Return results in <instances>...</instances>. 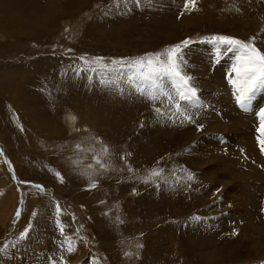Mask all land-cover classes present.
Instances as JSON below:
<instances>
[{"label": "rangeland", "instance_id": "obj_1", "mask_svg": "<svg viewBox=\"0 0 264 264\" xmlns=\"http://www.w3.org/2000/svg\"><path fill=\"white\" fill-rule=\"evenodd\" d=\"M216 36L264 53V0H0V264H264V88ZM175 45L190 121L91 71Z\"/></svg>", "mask_w": 264, "mask_h": 264}, {"label": "snow or ice", "instance_id": "obj_2", "mask_svg": "<svg viewBox=\"0 0 264 264\" xmlns=\"http://www.w3.org/2000/svg\"><path fill=\"white\" fill-rule=\"evenodd\" d=\"M116 2L118 4L119 0H116ZM196 2L197 0H184V11L194 10L196 8ZM135 3L139 6L140 0H135ZM212 39L218 44L229 45V51L232 49L238 51V61L232 69L235 73V78L230 79L229 83L239 93L237 102L241 107H246V101L250 98V94L264 88V53L258 50L251 42L246 43L224 36H216ZM254 39L255 37L252 38V40ZM182 43L186 45L188 42L184 41ZM180 47L181 45H175L166 49L163 53L134 58L128 63H125L127 58L120 61L112 60V66L101 63L103 60L102 57H95L92 62L97 67L91 69V71L101 74L99 82L102 86L111 88L121 95L125 91L122 85H127L136 94L146 98L153 104L159 101L160 107L154 108L156 114L161 116L168 115L169 119L172 116H182L184 120L190 121L191 116L187 113L184 105L194 100L196 91L189 86V80L191 78L183 75L180 70ZM153 56L154 59L152 58ZM81 59L83 60V58ZM85 63L88 62L85 61ZM88 70L82 69V71ZM164 78H167L171 83V90L164 84ZM89 79L91 80V77ZM165 109H167V112H165ZM260 119L261 126L257 131L264 132V111L260 113ZM257 139L261 151L264 152V140L259 137ZM105 151H107V148H105ZM160 175V170H153L147 179L159 177ZM192 178L191 174L187 177L188 180ZM147 179L145 182H147ZM92 186L94 187L95 185L93 184ZM36 187L43 190L40 185H36ZM57 211L59 212V208H57ZM35 214L33 213V215ZM19 215L20 210L17 209L16 218H19ZM190 219L199 220L200 218L195 217ZM27 233L28 229L26 228L19 234V239L23 240ZM232 234L236 235L237 233L233 230ZM8 246L6 244L0 247V253H3ZM73 250L69 243L67 251L71 252ZM50 264H57L56 259L50 258ZM60 264H63L62 257Z\"/></svg>", "mask_w": 264, "mask_h": 264}, {"label": "bare ground", "instance_id": "obj_3", "mask_svg": "<svg viewBox=\"0 0 264 264\" xmlns=\"http://www.w3.org/2000/svg\"><path fill=\"white\" fill-rule=\"evenodd\" d=\"M3 202H5V201H3ZM59 207H60V209H61L62 211L64 210L63 207H61V206H59ZM11 213H12V212H11ZM65 213H66V215H68L66 211H65ZM5 214H6V213H4V216H5ZM5 217H6V216H5Z\"/></svg>", "mask_w": 264, "mask_h": 264}]
</instances>
